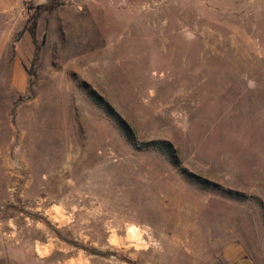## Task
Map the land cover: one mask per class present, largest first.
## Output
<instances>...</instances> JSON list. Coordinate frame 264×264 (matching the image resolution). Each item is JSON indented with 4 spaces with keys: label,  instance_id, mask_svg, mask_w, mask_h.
I'll list each match as a JSON object with an SVG mask.
<instances>
[{
    "label": "rangeland",
    "instance_id": "1",
    "mask_svg": "<svg viewBox=\"0 0 264 264\" xmlns=\"http://www.w3.org/2000/svg\"><path fill=\"white\" fill-rule=\"evenodd\" d=\"M231 246L264 264V0H0V264Z\"/></svg>",
    "mask_w": 264,
    "mask_h": 264
},
{
    "label": "crops",
    "instance_id": "2",
    "mask_svg": "<svg viewBox=\"0 0 264 264\" xmlns=\"http://www.w3.org/2000/svg\"><path fill=\"white\" fill-rule=\"evenodd\" d=\"M227 264H254L250 259L244 257L238 247H227L224 251Z\"/></svg>",
    "mask_w": 264,
    "mask_h": 264
},
{
    "label": "trees",
    "instance_id": "3",
    "mask_svg": "<svg viewBox=\"0 0 264 264\" xmlns=\"http://www.w3.org/2000/svg\"><path fill=\"white\" fill-rule=\"evenodd\" d=\"M32 27L29 29L28 28V34H29V37H30V39L32 40V35H33V33H32ZM117 122H120V126H121V128H122V130H123V132H124V136H125V138H126V140L132 145V146H134L135 145V140H134V138H133V135H132V133L129 131V129L127 128V127H125V125H124V123L123 122H121V121H117ZM167 145L166 146H163V150L164 151H167L168 149H167Z\"/></svg>",
    "mask_w": 264,
    "mask_h": 264
}]
</instances>
